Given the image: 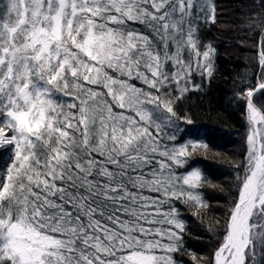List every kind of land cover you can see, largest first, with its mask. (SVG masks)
Returning <instances> with one entry per match:
<instances>
[{"label": "snow or ice", "instance_id": "6c2138e0", "mask_svg": "<svg viewBox=\"0 0 264 264\" xmlns=\"http://www.w3.org/2000/svg\"><path fill=\"white\" fill-rule=\"evenodd\" d=\"M209 6L0 0V146L14 148L0 176V264H175L184 230L175 202H200L201 174L177 175L186 148L159 137L176 118L168 90H190L198 58L212 75L215 50L200 51L193 38V12L215 21ZM247 27L264 35V17ZM257 55L264 65V50ZM255 91L264 93V74L244 95L246 171L214 264H264V111Z\"/></svg>", "mask_w": 264, "mask_h": 264}, {"label": "trees", "instance_id": "16d2710c", "mask_svg": "<svg viewBox=\"0 0 264 264\" xmlns=\"http://www.w3.org/2000/svg\"><path fill=\"white\" fill-rule=\"evenodd\" d=\"M209 4V11L215 8L216 19L213 22L210 16L193 12V38L200 51L208 45L215 50L212 75L202 74L199 69L204 61L198 58L199 68L188 77L190 90L179 95L175 86L168 90L176 118L162 125L159 137L169 149L186 148L183 163L174 167L177 175L201 174L199 187L193 189L200 202H175L184 224L179 251L172 253L175 264H214L246 171V138L251 125L244 95L264 74L257 55L258 50H264V35L247 27L253 16L264 17L261 0H209ZM133 26L138 32H148L140 25ZM252 100L264 111V93L256 91ZM13 154L12 146H0V176L14 162Z\"/></svg>", "mask_w": 264, "mask_h": 264}, {"label": "rangeland", "instance_id": "374dc122", "mask_svg": "<svg viewBox=\"0 0 264 264\" xmlns=\"http://www.w3.org/2000/svg\"><path fill=\"white\" fill-rule=\"evenodd\" d=\"M253 101V100H252ZM254 103V102H253ZM255 104V103H254ZM257 107V106H256ZM258 108V107H257ZM257 127H259V125H257Z\"/></svg>", "mask_w": 264, "mask_h": 264}, {"label": "water", "instance_id": "95a60500", "mask_svg": "<svg viewBox=\"0 0 264 264\" xmlns=\"http://www.w3.org/2000/svg\"><path fill=\"white\" fill-rule=\"evenodd\" d=\"M255 92H256V91H255ZM255 92H254V93H255Z\"/></svg>", "mask_w": 264, "mask_h": 264}]
</instances>
